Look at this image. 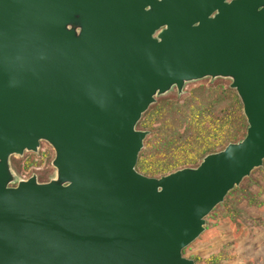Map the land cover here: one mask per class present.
Segmentation results:
<instances>
[{"label": "water", "instance_id": "1", "mask_svg": "<svg viewBox=\"0 0 264 264\" xmlns=\"http://www.w3.org/2000/svg\"><path fill=\"white\" fill-rule=\"evenodd\" d=\"M229 79L245 137L136 170L156 97ZM54 150L56 177L11 156ZM264 160V0H0V264H194L182 252ZM13 185V186H12Z\"/></svg>", "mask_w": 264, "mask_h": 264}, {"label": "rangeland", "instance_id": "2", "mask_svg": "<svg viewBox=\"0 0 264 264\" xmlns=\"http://www.w3.org/2000/svg\"><path fill=\"white\" fill-rule=\"evenodd\" d=\"M230 83L229 79L205 78L185 84L181 94L172 89L156 97L137 127L148 131L141 160L157 170L154 175L177 168L186 160H195L193 165L198 166L205 147L220 150L227 142L243 138L246 121ZM199 113L205 115L204 124L199 121L201 118L197 119ZM171 117H182L184 124L171 123ZM200 122L195 128L197 136L191 130ZM54 157L53 148L42 141L37 152L11 156L9 166L16 180L35 176L39 183H46L56 177ZM161 164L170 166L158 171ZM140 173L148 177L152 174L141 170ZM204 228L199 238L182 252L194 264H264V160L205 218Z\"/></svg>", "mask_w": 264, "mask_h": 264}, {"label": "trees", "instance_id": "3", "mask_svg": "<svg viewBox=\"0 0 264 264\" xmlns=\"http://www.w3.org/2000/svg\"><path fill=\"white\" fill-rule=\"evenodd\" d=\"M217 79H222V78H217ZM214 80H216V79H214ZM229 88H230V85H229ZM175 89V88H174ZM231 89V88H230ZM176 90V89H175ZM232 90H234V89H232ZM235 91V90H234ZM170 92V91H169ZM177 92V91H176ZM236 92V91H235ZM178 94V93H177ZM237 94V93H236ZM238 96V95H237ZM160 97V96H159ZM239 98V97H238ZM155 101H156V99H155ZM239 101H240V99H239ZM240 103H241V101H240ZM154 104V103H153ZM152 104V105H153ZM242 105V104H241ZM151 107V106H150ZM149 107V108H150ZM148 108V109H149ZM242 113H243V111H242ZM145 114V113H144ZM143 114V115H144ZM143 115L141 116V118L143 117ZM204 113H199V114H197V119H199V118H201V119H199V121H203V119H204ZM243 116H244V114H243ZM244 118H245V116H244ZM172 121L173 122H175V123H177L179 126H181V125H183L184 124V119L182 118V117H180L179 119H175L174 120V118L173 117H171V123H172ZM245 121H246V119H245ZM140 123H141V119L139 120V122L137 123V125H136V128L138 127V125H140ZM205 123V121H203V124ZM201 124V122L200 123H195L194 125V127L192 128V130H191V132H193V131H196L195 132V134H197V136H198V133H197V130L195 129V128H197L199 125ZM178 126V127H179ZM138 129V128H137ZM246 129H247V122H246ZM139 130V129H138ZM141 131H143V130H141ZM199 131V130H198ZM147 132V135H148V131H146ZM205 131H203V134H205L204 133ZM199 133H200V131H199ZM245 134H246V130H245ZM245 134H244V136H243V138L245 137ZM197 136L194 138V139H196L197 138ZM204 137H205V135H203ZM147 137V136H146ZM242 138V139H243ZM242 139H240V140H238V141H234V142H227L226 144H225V146L222 148V149H220V150H209V149H211V146H209V147H205L203 150H202V153L203 154H200L199 155V157H201L202 156V158H201V161L203 160V158L204 157H206L207 155H209V154H213V153H217V152H219V151H221V150H223L227 145H229V144H231V143H238V142H240ZM145 140V139H144ZM186 144V143H185ZM143 145H144V141H143ZM195 163V160H186V161H183V162H181L180 164H179V166H177V168L176 167H174L173 165V167L174 168H172L171 170H167L165 173H160V174H158V175H154V173H156L157 172V170H153L154 168H152V167H147L146 166V164L145 163H143V161L141 160V151H140V153H139V156H138V160H137V164H136V170H137V172H139L140 173V170L142 171V172H147V173H152V174H150V176L151 177H153V178H160V177H162V176H165V175H167V174H170V173H172V172H175V171H177V170H180V169H183V168H194V167H196V166H194L193 164ZM169 166L170 165H166V164H161V166H160V168H158V171L160 170H164L165 171V169H168L169 168ZM140 174H142V175H144V176H147V175H145L146 173H140ZM148 177V176H147ZM13 186V185H12ZM235 188V187H234ZM233 188V189H234ZM232 189V190H233ZM231 190V191H232ZM230 192V191H229ZM228 192V193H229Z\"/></svg>", "mask_w": 264, "mask_h": 264}, {"label": "flooded vegetation", "instance_id": "4", "mask_svg": "<svg viewBox=\"0 0 264 264\" xmlns=\"http://www.w3.org/2000/svg\"><path fill=\"white\" fill-rule=\"evenodd\" d=\"M228 1H230V0H228Z\"/></svg>", "mask_w": 264, "mask_h": 264}]
</instances>
